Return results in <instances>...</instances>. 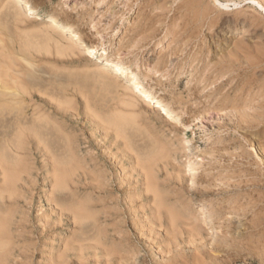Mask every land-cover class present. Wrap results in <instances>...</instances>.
<instances>
[{"label": "rangeland", "instance_id": "rangeland-1", "mask_svg": "<svg viewBox=\"0 0 264 264\" xmlns=\"http://www.w3.org/2000/svg\"><path fill=\"white\" fill-rule=\"evenodd\" d=\"M31 1L96 49L70 60L47 52L38 40L42 18L24 10L28 19H16L0 0V86L20 98L0 116V188L5 168L17 181L15 195L0 200V217L24 230L9 233L13 251L3 264H264V1L261 9L250 0ZM97 58L138 67L182 120L148 102L127 107L126 96L101 90L90 70ZM183 121L193 133L182 131ZM46 132L52 145L59 140L54 151L79 164L87 186L75 179L61 190L47 175ZM201 200L210 213H199ZM61 236L64 244L52 249Z\"/></svg>", "mask_w": 264, "mask_h": 264}, {"label": "bare ground", "instance_id": "bare-ground-1", "mask_svg": "<svg viewBox=\"0 0 264 264\" xmlns=\"http://www.w3.org/2000/svg\"><path fill=\"white\" fill-rule=\"evenodd\" d=\"M1 1H3V0H1ZM244 1V0H243ZM246 1H248V0H246ZM246 1H244V2H246ZM251 1V3L252 4H256V5H258L259 7H260V9L262 8L261 7V5H259V1H261V0H250ZM264 1V0H263ZM2 3V2H1ZM6 4H7V7L8 8H11L12 10H13V15H14V17H16V19L17 18H20V17H23L24 19H26L25 17H27L26 16V14H25V12H24V10H26V11H28V14H33V15H36V16H39L40 18H42L41 19V23H40V25L38 24V26H40V29L39 30H41V32H39L40 33V37L38 38V40L39 41H41V44L44 46V48H45V50H47V52H53V53H55L57 56H59V57H61V58H65V59H71V57H73V56H77V55H81V54H84L85 53V55L86 54H88V55H90L91 57H93V55L95 54V47L96 46H91V45H89V42L87 41V39L85 38V37H83V35H79V34H77V33H75V32H73V31H71L70 29H68L62 22H60L56 17H55V15L54 14H51V13H41V12H39V11H37L36 9H35V7L33 6V3H32V1L31 0H6ZM219 4V3H218ZM236 3H234V5H235ZM239 4V3H238ZM237 4V5H238ZM219 6H223L222 4H219ZM225 6V8L227 7V5H224ZM224 6H223V8H224ZM254 6V5H253ZM264 8H262V10H263ZM28 19V18H27ZM26 19V20H27ZM15 20V19H14ZM25 20V21H26ZM17 21V20H16ZM20 21H22V22H24V20H21L20 19ZM20 23V22H19ZM30 23V22H29ZM16 24V23H15ZM23 25V24H22ZM211 25V24H210ZM19 28V27H18ZM17 28V29H18ZM35 28V27H34ZM33 28V30H35ZM37 28V27H36ZM22 29V28H21ZM26 30V29H25ZM32 30V31H33ZM37 30V29H36ZM34 32V31H33ZM37 35V34H36ZM26 39V38H25ZM35 39V38H34ZM33 39V40H34ZM28 40V39H27ZM36 40V39H35ZM1 41H2V39H1ZM27 42V41H26ZM32 43V42H31ZM21 44V43H20ZM34 44V43H33ZM18 45V44H17ZM28 45H29V43H28ZM244 46V45H243ZM8 47V46H7ZM10 47V46H9ZM25 47V46H24ZM27 48H28V46H27ZM9 50V49H8ZM18 51V50H17ZM23 52V51H22ZM245 52V51H244ZM12 53V52H11ZM14 53V52H13ZM16 53V52H15ZM34 53V52H33ZM21 54V53H20ZM29 53H27V55H28ZM50 54V53H49ZM11 55V54H10ZM14 55V54H13ZM17 55V54H16ZM31 55V54H30ZM48 55V54H47ZM259 55V54H258ZM12 56V55H11ZM19 56V55H18ZM52 55H50V57H51ZM83 56V55H82ZM244 56V55H243ZM13 57V56H12ZM17 57V56H16ZM25 57V56H24ZM90 57V58H91ZM76 58H78V57H76ZM89 58V57H88ZM87 58V59H88ZM257 58H258V56H257ZM24 59V58H23ZM26 59V58H25ZM27 59H30V58H28L27 57ZM26 59V60H27ZM13 60H14V58H13ZM15 61V60H14ZM91 61H92V59H91ZM18 63V62H17ZM94 63V62H93ZM72 64V63H71ZM83 64V63H82ZM15 66V65H14ZM93 67V68H92ZM91 68L92 69H90V70H92V76H93V78H95V83L100 87V89L101 90H103V91H106V92H108V93H110V92H114V93H121L122 95H124V96H126L125 98L127 99L126 101L125 100H123V101H125V106H127V105H129L130 107H136V106H139V105H141V104H143L144 102L146 103V102H148V105L150 106V103H152V104H156L157 105V107L159 108V109H161V110H163L164 112H166V113H168V114H172L174 117L176 116V119H181L182 120V116H181V114L182 113H179L178 111H181V110H175V108H173V105H172V103L169 101V99H167V98H165L162 94H160V92H157L156 90H154L152 87H150V86H148V85H146L145 83H144V80L142 79V77L140 76V72H138L139 70H138V67H136V69L134 70V69H130V66L127 64V63H125V62H118V63H113V61H111V60H105V59H103V58H97L96 60H95V63H94V66H92ZM225 67V66H224ZM17 68V67H16ZM86 68V67H85ZM135 68V67H134ZM3 69V68H2ZM23 69V68H22ZM83 69V68H82ZM86 69H88V68H86ZM216 70V69H215ZM230 70V69H229ZM85 71V70H84ZM233 71V70H232ZM21 74V73H20ZM23 74V73H22ZM4 75V74H3ZM11 75H13V74H11ZM8 77H9V75H8ZM7 77V79L9 80L10 78H8ZM15 77H17V76H14V78ZM222 77V76H221ZM14 78L12 79V80H14ZM17 78H19V77H17ZM213 78V77H212ZM11 80V79H10ZM20 80H22V79H20ZM123 80H125L126 81V85H124L123 83H122V81ZM7 81V80H6ZM5 81V82H6ZM8 82H10V81H8ZM8 82H6V83H8ZM65 82V81H64ZM1 83V82H0ZM12 85H13V83H11ZM9 85V84H8ZM247 85V84H246ZM18 86V85H17ZM21 86V85H20ZM14 87H16V86H14ZM19 87V86H18ZM13 88V87H12ZM12 88H10V86L8 87V86H5V85H3V86H0V116H2L4 113H5V111H9V110H11L12 109V106H11V104H13L12 102H15V101H19L20 102V98H19V95H18V93L16 92V90L14 89H12ZM54 89V88H53ZM72 89V88H71ZM70 89V90H71ZM74 89V88H73ZM237 89V88H236ZM12 90V91H11ZM25 90H27L26 88H25ZM24 90V91H25ZM31 90V89H30ZM77 90V89H76ZM249 90V89H248ZM20 91V90H19ZM28 92V91H27ZM32 92V91H31ZM23 93V92H22ZM25 95V94H24ZM72 95V94H71ZM70 95V96H71ZM249 95V94H248ZM75 96V95H74ZM81 96H82V94H81ZM116 96V95H115ZM226 96V95H225ZM66 99H67V97L66 96H64ZM72 97V96H71ZM71 97H69V98H71ZM120 97V96H119ZM118 97V98H119ZM140 97V98H139ZM235 97V96H234ZM99 98V97H98ZM97 98V99H98ZM117 98V97H116ZM121 98H123L124 99V97L122 96ZM22 99H24V97L22 98ZM96 99V100H97ZM26 100V99H25ZM31 100V99H30ZM94 100V99H93ZM22 101V100H21ZM29 101V100H28ZM32 101V100H31ZM35 101V100H34ZM57 101V100H56ZM61 101V100H60ZM99 101V100H98ZM103 101V100H102ZM104 101H105V99H104ZM33 102V101H32ZM59 102V101H58ZM65 102V101H64ZM22 103H24V102H22ZM29 103H31L30 101H29ZM61 103H63V102H61ZM144 103V104H145ZM234 103V102H233ZM240 103V102H239ZM25 104V103H24ZM68 104V103H67ZM95 104V103H94ZM212 104V103H211ZM23 105V104H22ZM38 105V104H37ZM34 107H36L35 105H33ZM68 106V105H67ZM94 106V105H93ZM114 106V105H113ZM118 106V105H117ZM17 107V106H16ZM71 107V106H70ZM128 107V106H127ZM15 108V107H14ZM68 108V107H67ZM87 108V107H86ZM111 108H112V106H111ZM138 108V107H137ZM239 108V107H238ZM20 109H21V107H20ZM19 109V110H20ZM34 109V108H33ZM44 109V108H43ZM42 109V110H43ZM69 109V108H68ZM108 109V108H107ZM118 109V108H117ZM116 109V110H117ZM142 109V108H141ZM32 110V109H31ZM72 110V109H71ZM109 110V109H108ZM25 111V110H24ZM37 111V110H36ZM39 111H40V109H39ZM45 111V110H44ZM73 111V110H72ZM71 111V112H72ZM117 111H120V109H118ZM18 112V111H17ZM32 112V111H31ZM42 112V111H41ZM46 112H47V110H46ZM110 112V111H109ZM132 112H134L133 114H135V111H132ZM11 113V112H10ZM25 113V112H24ZM24 113H21L20 115H22V114H24ZM37 113H39V112H37ZM73 113H75V112H73ZM86 113V112H85ZM101 113V112H100ZM120 113H123V111L121 112L120 111ZM7 114H9V113H7ZM13 114V113H12ZM48 115H49V113H47ZM70 114H72V113H70ZM90 114H92L91 112H90ZM96 114H97V112H96ZM103 114H104V112H103ZM10 115V114H9ZM30 115V114H29ZM36 115V114H35ZM47 115V116H48ZM51 115V114H50ZM73 115V114H72ZM113 115V114H112ZM7 116V115H6ZM5 116V117H6ZM11 116V115H10ZM37 116V115H36ZM41 116H43V115H41ZM46 116V117H47ZM95 116V115H94ZM50 117V116H49ZM113 117V116H112ZM8 118V117H7ZM15 118V117H14ZM35 118V117H34ZM53 118V117H52ZM54 118H56V117H54ZM105 119L107 118L108 119V117H104ZM37 119H38V117H37ZM51 119V118H50ZM57 119L58 118H56L55 120L57 121ZM102 119V118H101ZM124 119V118H123ZM129 119V118H128ZM176 119H174L173 118V120L174 121H176L177 122V120ZM112 120H114V119H112ZM130 120V119H129ZM180 120V121H181ZM50 121V120H49ZM48 121V122H49ZM51 121H52V119H51ZM99 121V120H98ZM250 121V120H249ZM59 122V121H58ZM65 122V121H64ZM178 122H179V120H178ZM184 122V121H183ZM186 122V121H185ZM184 122V129L182 130L183 132H184V130H187V129H190L191 130V133H193V131H192V129H191V126L189 125V123H185ZM45 123V122H44ZM51 123V122H50ZM53 123V122H52ZM98 123V122H97ZM131 123V122H130ZM181 123V122H180ZM55 124V123H54ZM53 124V125H54ZM66 124V123H65ZM65 124H63V125H65ZM73 124H75L74 122H73ZM172 124V123H171ZM175 124V123H174ZM55 125H58V123H56ZM68 125V124H67ZM102 125V124H101ZM118 125H120V123H118ZM130 125V124H129ZM177 125V124H176ZM175 125V126H176ZM47 126V125H46ZM62 126V125H61ZM66 126V125H65ZM172 126H174V125H172ZM57 127H59V125L57 126ZM69 127H71V126H69ZM107 127V126H106ZM178 127V126H177ZM63 128V127H62ZM66 128H67V126H66ZM110 128V127H109ZM56 129H58V128H56ZM59 129H60V127H59ZM64 129V128H63ZM71 129V128H70ZM18 130V129H17ZM62 130V129H61ZM175 130V129H174ZM60 131V130H59ZM67 131H69V130H67ZM105 131V130H104ZM112 131V130H111ZM61 132V131H60ZM116 133H117V131H115ZM119 132V131H118ZM177 132V131H176ZM20 133H22V132H20ZM19 133V134H20ZM63 133V132H62ZM65 133V132H64ZM112 133V132H111ZM120 133V132H119ZM66 134V133H65ZM74 134V133H73ZM48 135H49V133H44L43 134V141H42V143L40 144L41 146H42V152H43V156L42 157H44L45 158V162H47L46 164H47V166H48V168H49V172L47 173V175H49V176H52V177H54V183L56 184V185H58V186H60V189L61 190H64V188H65V186H67V184L69 183V181H72V180H75L76 179V182H79L80 184H83V185H86L87 186V184L88 183H86V179L85 178H83V183H81V179H82V177H80V176H78L77 177V171L79 170V164L78 163H74L73 162V160H71V159H67V154H66V151L65 150H63V151H54V146H56V144H57V142L59 141H55V143L52 145L51 144V140L49 139V137H48ZM68 135H69V133H68ZM77 135V134H76ZM111 135V134H110ZM118 135V134H117ZM121 135V134H120ZM192 135V134H191ZM67 136V135H66ZM106 136V135H105ZM116 136V135H115ZM193 136V135H192ZM26 137V136H25ZM70 137V136H69ZM73 137V136H72ZM71 137V138H72ZM76 137V136H75ZM74 137V138H75ZM144 137V136H143ZM23 138V137H22ZM73 138V139H74ZM123 138V137H122ZM20 139V138H19ZM191 139H193V138H191ZM27 140V139H26ZM74 141H75V139H74ZM115 141V140H114ZM122 142V141H121ZM128 142V141H127ZM26 143V142H25ZM71 143V142H70ZM74 143H76V142H74ZM125 143H126V141H125ZM152 143V142H151ZM157 143H158V145H160L159 144V142L157 141ZM44 144V145H43ZM77 145H78V143H76ZM85 144V143H84ZM20 145V144H19ZM29 145V144H28ZM123 145V144H122ZM149 145V144H148ZM25 146V145H24ZM27 146V145H26ZM36 146V145H35ZM161 146H164V145H162L161 144ZM8 147V146H7ZM63 147V146H62ZM70 147V146H69ZM72 147H73V145H72ZM75 147V146H74ZM120 147V146H119ZM159 148H160V146H158ZM36 148V147H35ZM109 148V147H108ZM125 148H126V146H125ZM148 148V147H147ZM163 148V147H162ZM19 148H18V146L16 147V150H18ZM63 149H64V147H63ZM72 149V148H71ZM76 149V148H75ZM75 149H73L72 150V152L74 153V151H75ZM104 149H107V148H104ZM77 150V149H76ZM79 150V149H78ZM81 150V149H80ZM118 150V149H117ZM127 150V149H126ZM134 150V149H133ZM27 151V150H26ZM158 151V150H157ZM156 151V152H157ZM12 152V151H11ZM77 152V151H76ZM76 152H75V154H76ZM111 152V151H110ZM87 153V152H86ZM163 153V152H162ZM18 154V153H17ZM40 154V153H39ZM72 154V153H71ZM75 154H73V156L75 155ZM126 154V153H125ZM165 153H163V155H164ZM168 154V153H167ZM166 154V155H167ZM19 155H21L20 153H19ZM25 155V154H24ZM42 155V154H41ZM78 155V154H77ZM156 155V154H155ZM158 155V154H157ZM160 155V154H159ZM165 155V156H166ZM29 156V155H28ZM80 156V155H79ZM78 156V158H80ZM111 156V155H110ZM162 156V155H161ZM18 157V156H17ZM75 157V156H74ZM160 157V156H159ZM72 158V157H71ZM114 158V157H113ZM165 158V157H164ZM91 159V158H90ZM124 159V158H123ZM149 159V158H148ZM1 160V159H0ZM18 160V159H17ZM16 160V161H17ZM94 160V159H93ZM116 161H117V159H115ZM129 160V159H128ZM134 159H132V161H133ZM136 160V159H135ZM81 161V160H80ZM79 161V162H80ZM82 161H84L85 162V160H83L82 159ZM89 161H91L92 162V160H89ZM14 162V161H13ZM94 162V161H93ZM120 162V161H119ZM130 162V161H129ZM142 162V161H141ZM145 162H147V161H145ZM154 162V161H153ZM16 163V162H15ZM15 163L13 164V165H15ZM134 163H135V161H134ZM193 163V162H192ZM7 164V163H6ZM82 164H83V166L85 165L86 167H87V165L85 164V163H81L80 164V166H81V168L83 167L82 166ZM87 164H88V162H87ZM123 164V163H122ZM132 164H133V162H132ZM194 164V163H193ZM141 165V164H140ZM153 165V164H152ZM6 166V165H5ZM16 166V165H15ZM92 166V165H91ZM161 166H162V164H161ZM191 166H195V164L194 165H192L191 164ZM0 167H1V164H0ZM85 167V168H86ZM90 167V166H89ZM93 167L95 168V166L93 165ZM97 167V166H96ZM122 167V166H121ZM128 167V166H127ZM126 167V168H127ZM132 167V166H131ZM164 167V166H163ZM14 168V167H13ZM12 168V169H13ZM125 168V169H126ZM161 168V167H160ZM193 168L194 167H192V169L190 168V171L192 170L193 172H194V170H193ZM84 169V168H83ZM89 169V168H88ZM88 169H87V171H88ZM120 169V168H119ZM124 169V168H123ZM153 169V168H152ZM162 169V168H161ZM86 171V170H85ZM86 171V172H87ZM93 171V170H92ZM135 171V170H134ZM96 172H98V171H96ZM121 172H122V169H121ZM152 172V171H151ZM91 173H93V172H91ZM129 173V172H128ZM138 173V172H137ZM137 173H136V176H137ZM157 173V172H156ZM155 173V174H156ZM169 173V172H168ZM44 175H45V173H43ZM87 174V173H86ZM95 174V173H94ZM127 174V173H126ZM125 174V176H128V175H126ZM143 174V173H142ZM142 174H140V175H142ZM2 187L0 188V200H3V194H7L8 195V198H10L11 197V194H12V191H13V189L15 188L14 186H15V183L17 182L16 181V178H15V174H14V171L13 170H11L10 168H5V169H3V171H2ZM88 175V174H87ZM89 175H91V174H89ZM98 175H100V172H99V174ZM146 175H148V176H150V171L149 170H147L146 171ZM93 176V175H92ZM124 176V175H123ZM139 176V175H138ZM147 176V177H148ZM152 176H154V174L152 175ZM31 177V176H30ZM42 177H43V175H42ZM129 177V176H128ZM140 177V176H139ZM168 177V176H167ZM170 177V176H169ZM172 177H173V175H172ZM29 178V177H28ZM93 178V177H92ZM95 178V177H94ZM100 178V177H99ZM104 178H105V176H104ZM135 178V177H134ZM133 178V179H134ZM140 178H142V177H140ZM150 178V177H149ZM97 179V178H96ZM132 179V178H131ZM143 179V178H142ZM168 179V178H167ZM172 180H173V178H171ZM102 180V179H101ZM107 180V179H106ZM136 180V179H135ZM130 181V180H129ZM144 181V180H143ZM165 181V180H164ZM22 182V181H21ZM20 182V183H21ZM98 182V181H97ZM154 182H155V180H154ZM168 182V181H167ZM24 182H22V184H23ZM75 183V182H74ZM137 183V182H136ZM142 183V182H141ZM146 183V182H145ZM161 183V182H160ZM164 183V182H163ZM1 184V183H0ZM32 184V183H31ZM76 184V183H75ZM105 184V183H104ZM107 184V183H106ZM140 184V183H139ZM148 184H149V182H148ZM151 184V183H150ZM164 184H166V183H164ZM163 184V185H164ZM174 184V183H173ZM24 185V184H23ZM135 185V184H134ZM156 185V184H155ZM167 186H170V184L168 185V184H166ZM166 185H164V186H166ZM175 185V184H174ZM26 186H27V184H26ZM105 186V185H104ZM144 186V185H143ZM143 186H141L142 188H143ZM147 187H148V185H146ZM166 186V187H167ZM172 186V185H171ZM170 186V187H171ZM33 187V186H32ZM97 187V186H96ZM106 187V186H105ZM105 187H104V189H105ZM138 187H140V186H138ZM140 187V188H141ZM146 187V188H147ZM150 187H152V186H150ZM27 188H29V187H27ZM26 188V189H27ZM44 188V187H43ZM69 188V187H68ZM76 188V187H75ZM102 188V187H101ZM109 188V187H108ZM111 189V188H110ZM132 189V188H131ZM134 189V188H133ZM148 189V188H147ZM152 189V188H151ZM162 189V188H161ZM163 189H165V188H163ZM20 190V189H19ZM22 190V189H21ZM72 190V189H71ZM74 190V189H73ZM77 190V189H76ZM85 190V189H84ZM88 190V189H87ZM113 190V189H112ZM111 190V191H112ZM149 190V189H148ZM154 190H155V188H154ZM166 190V189H165ZM18 191V190H17ZM28 191V190H27ZM41 191H43V190H41ZM80 191V190H79ZM79 191H78V193H79ZM102 191H103V189H102ZM110 191V192H111ZM139 191H140V189H139ZM141 191H142V189H141ZM161 191V190H160ZM164 191V190H163ZM77 192V191H76ZM87 192V191H86ZM109 192V191H108ZM135 192V191H134ZM145 192V191H144ZM156 192H157V190H156ZM165 192V191H164ZM163 192V193H164ZM49 193V192H48ZM112 193V192H111ZM140 193V192H139ZM146 193H147V191H146ZM18 194H19V192H18ZM20 194H21V192H20ZM42 194H43V192H42ZM104 194V193H103ZM151 194V193H150ZM160 194V193H159ZM12 195H15V194H12ZM17 195V194H16ZM24 195H25V193H24ZM30 195H32V194H30ZM101 195V194H100ZM106 195H107V193H106ZM109 195V194H108ZM163 195V194H162ZM21 196V195H20ZM73 196V195H72ZM78 196V195H77ZM98 196V195H97ZM105 196V195H104ZM103 196V197H104ZM110 196V195H109ZM134 196H136V195H133V197ZM138 196V195H137ZM143 196V195H142ZM154 196V195H153ZM152 196V197H153ZM159 196V195H158ZM161 196V195H160ZM167 196V195H166ZM29 197V196H28ZM74 197V196H73ZM80 197V196H79ZM78 197V198H79ZM144 197H146V196H144ZM151 197V198H152ZM14 198H17L18 199V197H14ZM30 198V197H29ZM76 198V197H75ZM78 198H76L77 200H78ZM83 198V197H82ZM82 198H80V199H82ZM90 198V197H89ZM110 198V197H109ZM150 198V197H149ZM159 198H161V197H159ZM32 199V198H31ZM260 199V198H259ZM16 200V199H15ZM146 200V199H145ZM47 201H49V200H47ZM52 201V200H51ZM155 201V200H154ZM6 202V201H5ZM15 202V201H14ZM31 200L30 201H28L26 204L30 207L27 211L29 212L30 211V209H31ZM102 202V201H101ZM149 202V201H148ZM151 202V201H150ZM159 202V201H158ZM166 202V201H165ZM168 202V201H167ZM199 202V201H198ZM204 202H206V201H204ZM204 202H202V200H201V202H199V206H200V209H197V210H199V213L200 214H204V213H210L209 211H210V207H208V205L210 204V203H204ZM17 203V202H16ZM25 203V202H24ZM152 203H153V201H152ZM8 204V203H7ZM12 204V203H11ZM14 204V203H13ZM78 204V203H77ZM86 204V203H85ZM161 204H163V203H161ZM160 204V205H161ZM177 204V203H176ZM198 204V203H197ZM235 204V203H234ZM6 205V204H5ZM33 205H34V202H33ZM49 205V204H48ZM54 205V204H53ZM143 205V204H142ZM149 205V204H148ZM156 206H157V204H155ZM164 205H166V204H164ZM9 206V205H8ZM11 206V205H10ZM14 206H15V204H14ZM13 206V207H14ZM23 206V205H22ZM40 206V205H39ZM51 206V205H50ZM182 206V205H181ZM5 207H7V205L5 206ZM4 207V208H5ZM53 207V206H52ZM52 207H51V209H52ZM76 207V206H75ZM74 207V208H75ZM140 207V206H139ZM143 207V206H142ZM167 207V206H166ZM166 207H165V209H166ZM8 208H10L11 209V207H8ZM15 208H17L16 206H15ZM24 208V207H23ZM26 208H27V206H26ZM26 208H24V210L26 209ZM57 208H60L58 205H57ZM163 208H164V206H163ZM187 208V207H186ZM189 208V207H188ZM199 208V207H198ZM51 209H50V212H51ZM54 209V208H53ZM92 209V208H91ZM175 209V208H174ZM16 210V209H15ZM21 210H23L22 208H21ZM79 210V209H78ZM168 210V209H167ZM170 210H171V208H170ZM191 210V209H190ZM11 211H13V210H11ZM33 211V210H32ZM49 211V210H48ZM85 211V210H84ZM91 211V210H90ZM184 211H185V209H184ZM187 211V210H186ZM6 212V211H5ZM7 212H9V211H7ZM76 212H77V210H76ZM30 213V212H29ZM39 213V212H38ZM53 213H54V211H53ZM84 213V212H83ZM179 213V212H178ZM189 213V212H188ZM51 214H52V212H51ZM61 214L63 215V211L61 210ZM163 214H165V213H163ZM187 214V212H185V215ZM4 215V214H3ZM25 215V214H24ZM27 215V214H26ZM42 215V214H41ZM45 215V214H44ZM84 215V214H83ZM93 215V214H92ZM91 215V216H92ZM176 215V214H175ZM8 216V215H7ZM30 216V215H29ZM43 216V215H42ZM41 216V217H42ZM89 216V215H88ZM178 216V215H177ZM189 216H193V215H189ZM204 216V215H203ZM208 216V215H207ZM56 217V216H55ZM93 217V216H92ZM96 217V216H95ZM164 217V216H163ZM181 217H182V215H181ZM185 217V216H184ZM183 217V219H186V218H184ZM201 217H202V215H201ZM209 217V216H208ZM208 217H203V221H205V223L206 224H204V225H206V227L208 226V227H210V226H214V222L210 219V218H208ZM28 218V217H27ZM40 218V217H39ZM57 218V217H56ZM59 218V217H58ZM88 218V217H87ZM178 218V217H177ZM180 218V217H179ZM192 218V217H191ZM11 219V218H10ZM30 219V218H29ZM46 219V218H45ZM171 219H172V217H171ZM174 219V218H173ZM202 219V218H201ZM18 220V219H17ZM26 216H25V222H26ZM37 220V219H36ZM55 220H57V219H55ZM70 220V219H69ZM69 220H68V222H69ZM187 220H190V219H187ZM185 221L186 223L188 222V224H189V222L190 221ZM193 220H195V219H193ZM198 222H199V220L198 219H196ZM19 222L18 223H10V221L9 222H6L5 220H2L1 219V217H0V264H3V263H7L8 262V260L10 259V256H9V253H11L12 251H10L9 252V250H10V241H11V236H9V233H11V234H13V233H18L19 231H21L22 229H21V224H22V222H20V220H18ZM42 221V220H41ZM48 221V220H47ZM58 221V220H57ZM78 221V220H77ZM91 221V220H90ZM94 221V220H93ZM167 221V220H166ZM178 221V220H177ZM196 221V222H197ZM28 222H29V220H28ZM51 222V221H50ZM75 222V221H74ZM96 222V221H95ZM174 222V221H173ZM184 222V221H183ZM184 222V223H185ZM195 222V221H194ZM219 222V221H218ZM23 223H24V221H23ZM47 223V222H46ZM58 223V222H57ZM76 223V222H75ZM26 224V223H25ZM29 224V223H28ZM32 224V223H31ZM41 224H42V222H41ZM40 224V225H41ZM59 224V223H58ZM79 224V223H78ZM91 224V223H90ZM38 225V224H37ZM51 225V224H50ZM187 225V224H186ZM193 225V224H192ZM27 226H29V225H27ZM34 226H36V225H34ZM45 226H46V224H45ZM47 226H49L48 224H47ZM52 226V225H51ZM50 226V227H51ZM53 226H55V225H53ZM52 226V227H53ZM60 226V225H59ZM30 228H31V226H29ZM29 227H27V228H29ZM192 227V226H191ZM196 227V226H195ZM215 227V226H214ZM38 228H40V227H38ZM43 228V227H42ZM42 228H40V229H42ZM189 228H190V226H189ZM21 229V230H20ZM25 229V228H24ZM39 229V230H40ZM97 229H98V227H97ZM182 229V228H181ZM186 229V228H185ZM188 229V228H187ZM192 229H194V227L192 228ZM35 230V229H34ZM44 230H45V228H44ZM178 230H179V228H178ZM195 230V229H194ZM193 230V231H194ZM212 230H213V228H212ZM22 231H24V230H22ZM26 231V230H25ZM42 231H43V229H42ZM53 231V230H52ZM51 231V232H52ZM35 232V231H34ZM96 232V231H95ZM199 232V231H198ZM33 233V232H32ZM36 233V232H35ZM43 233V232H42ZM50 233V232H49ZM61 233V232H60ZM100 233V232H99ZM19 234H20V232H19ZM27 236H29L28 234H27ZM196 236V235H195ZM30 237H31V235H30ZM29 237V238H30ZM39 237V236H38ZM43 237V236H42ZM55 237V236H54ZM64 237H66V236H64ZM16 238V237H15ZM19 238V237H18ZM17 238V239H18ZM41 238V237H40ZM57 238H58V236H57ZM39 239V238H38ZM65 239V238H64ZM64 239L62 238V236L59 238V239H57L58 241H56V243H53V246L51 247L52 249H56V248H60L63 244H64ZM14 240V239H13ZM26 241H27V239H26ZM35 241V240H34ZM48 240H46V242H47ZM49 241H50V239H49ZM213 241V240H212ZM24 242V241H23ZM51 242V241H50ZM90 242H92V241H90ZM98 242H100V241H98ZM103 242V241H102ZM28 243V242H27ZM85 243V242H84ZM22 244V243H21ZM30 244V243H29ZM78 244V243H77ZM93 244V243H92ZM103 244V243H102ZM46 245V244H45ZM228 245V244H227ZM257 245V244H256ZM84 246V245H83ZM18 247V246H17ZM45 248H48V247H45ZM63 249V248H62ZM30 250V249H29ZM43 250V249H42ZM114 250V249H113ZM16 251H18V250H16ZM20 251H22V250H20ZM30 251H32V250H30ZM49 251H51V250H49ZM69 251V250H68ZM76 251V250H75ZM211 251V250H210ZM19 252V251H18ZM56 252V251H55ZM58 252H59V250H58ZM22 253H23V251H22ZM26 253V252H25ZM39 252H37V254H38ZM53 253H54V251H53ZM17 254V253H16ZM27 254V253H26ZM32 254V253H31ZM79 254V253H78ZM30 255V254H29ZM39 255H41V254H39ZM12 256V255H11ZM32 256H33V254H32ZM54 256H55V254H54ZM24 257V256H23ZM34 257V256H33ZM19 258V257H18ZM13 259V258H12ZM20 259H22V258H20ZM19 259V260H20ZM27 259V258H26ZM35 259V258H34ZM58 259V258H57ZM96 259V258H95ZM108 259V258H107ZM16 260V259H15ZM18 260V259H17ZM29 260H30V258H29ZM39 260V259H38ZM55 260V259H54ZM69 260V259H68ZM91 260V259H90ZM202 260V259H201ZM22 262V261H21ZM24 262H25V258H24ZM38 262V261H37ZM50 262V261H49ZM55 262V261H54ZM66 262V261H65ZM205 263V262H204ZM203 263V264H204ZM56 264V263H55ZM198 264H199V262H198Z\"/></svg>", "mask_w": 264, "mask_h": 264}]
</instances>
